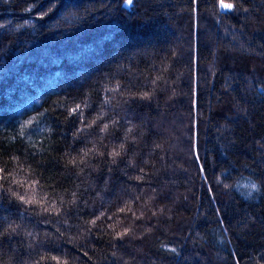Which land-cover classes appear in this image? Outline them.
Masks as SVG:
<instances>
[{
    "label": "trees",
    "instance_id": "16d2710c",
    "mask_svg": "<svg viewBox=\"0 0 264 264\" xmlns=\"http://www.w3.org/2000/svg\"><path fill=\"white\" fill-rule=\"evenodd\" d=\"M0 264H264V0H0Z\"/></svg>",
    "mask_w": 264,
    "mask_h": 264
},
{
    "label": "snow or ice",
    "instance_id": "6c2138e0",
    "mask_svg": "<svg viewBox=\"0 0 264 264\" xmlns=\"http://www.w3.org/2000/svg\"><path fill=\"white\" fill-rule=\"evenodd\" d=\"M128 2L130 3L131 0H128ZM222 6L225 7V8H231L232 7L231 4H222ZM252 187H255V185H252ZM21 199H23V197H21Z\"/></svg>",
    "mask_w": 264,
    "mask_h": 264
},
{
    "label": "rangeland",
    "instance_id": "374dc122",
    "mask_svg": "<svg viewBox=\"0 0 264 264\" xmlns=\"http://www.w3.org/2000/svg\"><path fill=\"white\" fill-rule=\"evenodd\" d=\"M246 186H248L250 188L251 187V184L248 183V184H246Z\"/></svg>",
    "mask_w": 264,
    "mask_h": 264
}]
</instances>
